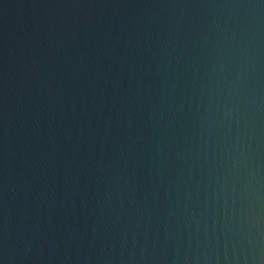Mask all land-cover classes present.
I'll return each instance as SVG.
<instances>
[{
    "label": "water",
    "instance_id": "1",
    "mask_svg": "<svg viewBox=\"0 0 264 264\" xmlns=\"http://www.w3.org/2000/svg\"><path fill=\"white\" fill-rule=\"evenodd\" d=\"M0 264H264V0H0Z\"/></svg>",
    "mask_w": 264,
    "mask_h": 264
}]
</instances>
